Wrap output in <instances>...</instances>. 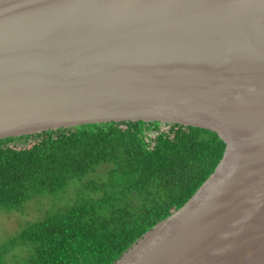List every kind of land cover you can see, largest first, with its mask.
I'll list each match as a JSON object with an SVG mask.
<instances>
[{
    "label": "water",
    "instance_id": "1",
    "mask_svg": "<svg viewBox=\"0 0 264 264\" xmlns=\"http://www.w3.org/2000/svg\"><path fill=\"white\" fill-rule=\"evenodd\" d=\"M125 121L226 150L114 264H264V0H0V140Z\"/></svg>",
    "mask_w": 264,
    "mask_h": 264
},
{
    "label": "trees",
    "instance_id": "2",
    "mask_svg": "<svg viewBox=\"0 0 264 264\" xmlns=\"http://www.w3.org/2000/svg\"><path fill=\"white\" fill-rule=\"evenodd\" d=\"M225 150L213 131L143 121L0 140V211L71 181L89 192L1 244L0 264H114L193 197Z\"/></svg>",
    "mask_w": 264,
    "mask_h": 264
},
{
    "label": "rangeland",
    "instance_id": "3",
    "mask_svg": "<svg viewBox=\"0 0 264 264\" xmlns=\"http://www.w3.org/2000/svg\"><path fill=\"white\" fill-rule=\"evenodd\" d=\"M75 184L71 181L65 187L64 193L35 198L27 202L19 211L10 213L0 211V245L16 238L30 224L42 221L53 213L84 199L88 191L85 192L84 187ZM21 253L26 254V251L22 250ZM13 258L14 255L11 260Z\"/></svg>",
    "mask_w": 264,
    "mask_h": 264
}]
</instances>
